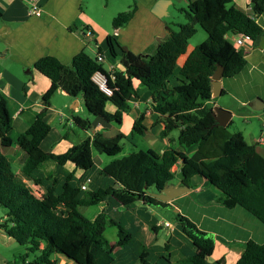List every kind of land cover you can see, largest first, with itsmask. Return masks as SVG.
<instances>
[{
    "label": "trees",
    "instance_id": "obj_1",
    "mask_svg": "<svg viewBox=\"0 0 264 264\" xmlns=\"http://www.w3.org/2000/svg\"><path fill=\"white\" fill-rule=\"evenodd\" d=\"M252 8L253 15H249L238 9L234 0H189L187 9L181 10L188 23L180 25L178 31L170 28L155 52L145 56L126 49L116 36H109V54L122 63L124 71L109 73L104 62L85 51L77 54L69 66L53 56H45L34 65L53 83L43 98L44 104L48 105L58 90L72 98L82 96L91 115L119 127L131 110L130 101L139 98L135 82H140L152 94L153 112L162 117L161 137L179 131L180 144L199 146L192 157L173 148L163 153L148 148L116 158L124 151L123 140L137 147L133 139L145 136L144 112L134 122L130 136L99 135L73 146L64 154L49 153L41 147L52 129L45 116H37L26 132L17 133L7 101L0 98L2 144L4 147L17 145L22 151L18 160L21 169L17 172L0 150V209L7 217L0 221V231L24 247L25 253L17 256V261L56 264L53 258L61 255L74 264H117L116 249L130 244L131 233L113 221L107 210L90 221L80 207L103 200L108 207L132 209L143 203L165 209L167 203L150 193L162 192L176 178L173 171L176 165H179L178 176L185 186H190L192 179L200 176L223 193L227 208L241 206L264 223V157L241 132L227 131L232 123L227 128L215 127L214 108L207 105L212 100V77L217 66H222L224 73L238 74L246 65L244 51L236 49L231 36L243 34L254 41L264 33L257 22L264 12V0H252ZM137 10L135 3L115 16L114 29L126 27ZM197 26L207 33V40L179 67L178 59L187 53ZM96 72L107 78L112 96H107L95 84L93 75ZM108 104L117 110L109 112ZM76 122L86 130L91 129L88 120L76 118ZM94 150L116 159L101 171L108 183L93 186L86 198L87 190L82 189L84 177L77 178L75 173H63L61 169L72 163L76 169L90 173L94 167ZM51 162L59 168L47 173L44 165ZM30 182L41 189V197ZM176 221L194 246V253L183 264H209L215 249L214 239L185 215L176 213ZM109 226L119 231L115 245L106 236ZM170 248V243H166L165 249ZM31 254L34 255L32 260L29 259ZM171 257V254L160 255L153 264H174ZM145 258L137 255V262L152 264ZM236 264H264V244L247 242Z\"/></svg>",
    "mask_w": 264,
    "mask_h": 264
},
{
    "label": "crops",
    "instance_id": "obj_2",
    "mask_svg": "<svg viewBox=\"0 0 264 264\" xmlns=\"http://www.w3.org/2000/svg\"><path fill=\"white\" fill-rule=\"evenodd\" d=\"M96 1L99 0H41L43 12L40 17H36L29 12V0H0V12L2 13L0 20V98L7 101L15 132H26L37 116L44 115L52 129L41 147L46 152L59 155L95 136L114 137L118 134L130 136L134 122L144 112L146 114L144 125L147 132L144 137L135 138L138 139L136 141L145 138L148 142L155 140L159 142L162 139L166 143H171L170 135L166 138L161 137L164 125L160 122L162 117L152 110L151 92L138 81L135 82V86L139 98H133L130 101V114H125L123 124L119 128L99 117L92 120L88 111L82 110L80 96L72 98L62 90L55 93L48 105L44 104L43 98L52 88L53 83L34 68L39 59L53 56L62 64L69 66L73 58L83 51L95 52L96 56L100 52L104 55L105 69L109 73L115 70L124 71L122 63L109 54L107 38L112 35L116 36L122 45L140 56L153 53V50L157 49L169 32L170 27L163 18L167 15L170 6L174 4V1H182L187 6L189 5V0H168L161 12L163 18H160L156 13L159 12L160 0H131L126 4L128 8L137 4L138 10L135 17L129 23L130 25L118 30L113 27L114 32L111 33V28H108L103 19H108L113 13L106 12L104 9L95 10ZM114 1L113 5L116 6V0ZM234 4L243 12L253 15L252 0H234ZM111 18L114 19V17ZM257 22L264 32V12ZM101 39L104 45L100 47ZM158 40L161 41L155 46ZM194 49L187 50L188 54L182 56L179 67L184 65ZM241 50L244 51L246 65L238 74H223L222 93L224 94L221 95L228 101L235 102L240 110L234 111L227 100H224V104L217 100L215 104L232 111L233 116L228 126L234 123L233 118L235 117L247 120V124L238 132H241L247 142L256 148L257 153L264 157V141L260 142L264 138L262 129L264 110L260 113L254 110L258 99L264 101V33L254 41L247 40ZM73 99L76 100L75 103ZM213 100L207 105L214 108ZM72 103L75 109L70 106ZM68 108L71 109L70 113L66 111ZM107 110L114 113L117 109L114 105L108 104ZM76 118L88 120L91 123V129L86 130L78 125ZM53 122H58L59 126L53 125ZM3 138L0 133V150L14 166L22 151L17 145L4 147ZM135 139H133L134 143ZM178 145L181 148L175 150L189 157L199 151L198 145L187 147L179 142ZM166 146H162L161 152H158L166 151ZM93 157L94 167L88 174L76 169L72 163L66 164L61 169L63 173H75L77 178L84 177V184L88 186L85 191L86 198L89 197L88 193L93 186H105L108 183V179L101 175V171L113 161H107L95 154ZM58 168L54 163L44 165V171L47 173L54 172ZM20 169V165L15 168L17 172ZM179 170V165L173 168L176 181L167 186L175 191L185 189V192L172 201L164 203H167V208L174 213L187 216L200 230L209 233L214 239L215 249L209 258V264H236L247 242L253 240L264 244V223L241 206L227 208L223 203V193L200 176L194 177L190 186H185L178 176ZM62 176L65 177V174ZM29 184L41 197V189L32 182ZM155 193L157 192L150 194L154 196ZM93 205L99 206L102 210L100 213L107 210L112 220L113 216H118L119 222L116 223L125 227L132 235V240L126 248L116 249V262L121 260L123 264H132V255L135 258L133 262L135 264L137 255L140 254L146 258L157 256V261L160 255L169 252L173 263L183 264L185 259L194 253L192 241L185 235L182 226L180 224L174 226L162 216L167 212V210L162 211L164 208L139 203L132 209H122L108 207V203L103 200L95 201ZM81 208L83 207H80V211ZM0 212H2L0 221L6 220V213L2 208ZM166 223H170L171 227H166ZM162 229H165L167 235L170 236L166 242L170 243L169 250L165 249L166 243L163 246L153 242L149 243L153 240V233L157 235L155 241H158L157 238ZM20 251L15 239L0 231V264H22L16 258V253L21 255ZM53 260L56 264H73L61 255L55 256Z\"/></svg>",
    "mask_w": 264,
    "mask_h": 264
},
{
    "label": "rangeland",
    "instance_id": "obj_3",
    "mask_svg": "<svg viewBox=\"0 0 264 264\" xmlns=\"http://www.w3.org/2000/svg\"><path fill=\"white\" fill-rule=\"evenodd\" d=\"M126 1V2H125ZM131 0H116V6L113 5V2H115L114 0H99V1H96V4H95V10L97 9H104L106 12H110V13H113L112 16L108 17L107 18H104V22L105 24L108 26V28L110 27L111 28V33L114 32L113 30V20L111 17H115L116 15H118V13H120L119 11L121 12H124L126 11V9H128V4L126 3H130ZM118 4V5H117ZM98 7V8H97ZM187 4L185 2H182V1H174V4L170 6L169 10L167 11V15L163 18L164 21H166L168 23V26L170 28H172L174 31H178L179 30V26L180 25H185L188 23L186 17H185V14L183 11H181L182 9H187ZM120 9V10H119ZM130 25V24H128ZM208 35L207 33L199 26H197V32L196 34L189 40V47L187 48V50L189 51L190 48H196L197 46H199L200 44H202L204 41H206ZM157 43H160V41L158 40V42L155 43V46L157 45ZM104 45V42L103 40L101 39L100 41V47ZM95 48H97L95 46ZM96 52H98L97 49H95ZM188 51H187V54H188ZM155 52V49L153 50V53ZM89 55H91L92 57H96V54L95 52H88ZM186 55V54H185ZM184 56V55H182ZM182 56L178 59V64L181 63L182 61ZM73 103L76 102L75 99H73ZM79 100L80 102H82V110L84 112H87V108L85 107V104H84V101H83V98L82 96L79 97ZM217 100H220V103L221 104H224V100L228 101V99H225L224 96H220L216 99H214L212 102V105L214 107H220V108H223L221 105L219 106L218 104H215ZM230 106L232 107V109H234V111L238 112L240 109L238 108L237 104L235 102H231V101H228ZM73 103L70 105L72 106ZM72 109H73V106H72ZM225 109V108H224ZM87 110V111H86ZM67 112H71V109H67L66 110ZM231 113L232 111L229 110ZM258 113H260L261 111H257ZM89 113V112H88ZM130 114V113H128ZM89 116L91 117L92 120H94L96 117H94L93 115H91L89 113ZM233 121L234 123L231 124V126L229 128H227V131L229 133H235V132H238L239 130L243 129L244 125L247 124V120L243 119V118H239V117H235L233 118ZM115 127H118L119 128V125H117L116 123H112ZM53 125L55 126H59L58 122H53ZM170 135V141L171 143L164 141L162 139L159 140V142L157 140L153 141V142H148L146 141L145 138L143 139H139V141H136L138 139H135V145L138 146V147H134L129 141L127 140H123L121 142V144L123 145L124 147V151L123 153H121L120 155H118L116 158H122L123 156L125 155H128L134 151H138L139 149H148V148H151V149H154L156 151H160L161 150V147L162 146H166L165 149H170V148H174V149H180L181 147L178 145V142H177V139H178V135H179V131H173L172 133L169 134ZM173 139H175L173 141ZM138 142V143H137ZM161 152V151H160ZM93 154L97 155V156H101L102 158H104L105 160L107 161H111L113 159H116L114 157H109L107 155H100L96 150L93 151ZM52 163V162H51ZM19 166V163L18 161L15 163L14 167L16 168V166ZM176 181V178L171 182H175ZM1 210V209H0ZM167 210V212H165ZM102 210L99 208L98 205H92L90 207H83L81 208V212L82 214L87 217L90 221H94V219L96 218V216L101 212ZM163 212H165L164 215H162L166 220H168L169 222H171L174 226H177V221H176V213H174L172 210L166 208V209H162ZM0 217H2V212H0ZM113 220L115 222H119V218L118 216H113ZM118 228L116 227H113V226H109L107 227V231H106V236L107 238L109 239V241L115 245L118 240H119V237H118ZM153 233V232H152ZM157 235L153 233V240L149 241V243H155V244H159L161 246H163L169 239L170 236L167 235V232L165 229H162L160 230V233H159V236L157 238L158 241H155ZM18 244V243H17ZM19 248H20V252L21 254H24L25 253V249L24 247H21L19 244H18ZM156 253V252H154ZM168 253L169 252H166L164 254V256H168ZM17 256H19L17 253H16ZM34 258V255L31 254L30 255V260H32ZM157 259V256H150V257H147L145 260H147L149 263L151 262L153 264V262H155ZM69 260V259H67ZM131 260H132V264L133 262L135 261V258L131 255ZM71 261V260H69ZM73 262V261H71ZM137 262V261H136ZM118 264H123V262L121 260H118L117 261ZM74 264V262H73ZM137 264H142L140 262H138ZM174 264H182V263H174Z\"/></svg>",
    "mask_w": 264,
    "mask_h": 264
},
{
    "label": "water",
    "instance_id": "obj_4",
    "mask_svg": "<svg viewBox=\"0 0 264 264\" xmlns=\"http://www.w3.org/2000/svg\"><path fill=\"white\" fill-rule=\"evenodd\" d=\"M168 0H160L158 5L159 12H156L157 15L160 18H163V15H161L162 10L164 9L166 3ZM161 41V40H159ZM126 49H128L126 47ZM224 74V68L220 65L217 66V70L215 71L213 77H212V99H216L222 95V77ZM257 106L254 110L256 111H262L264 110V101L262 99H258L257 102H255ZM74 109L76 107H73ZM213 116L216 120L215 127H222L226 128L229 124V122L232 119V113L228 110H225L220 107H214L213 109ZM188 190V188L186 189ZM185 192V189H181L180 191H175L171 187L166 186L161 193H155L154 197L163 201V202H170L174 198H176L178 195Z\"/></svg>",
    "mask_w": 264,
    "mask_h": 264
},
{
    "label": "built area",
    "instance_id": "obj_5",
    "mask_svg": "<svg viewBox=\"0 0 264 264\" xmlns=\"http://www.w3.org/2000/svg\"><path fill=\"white\" fill-rule=\"evenodd\" d=\"M29 12L33 16L40 17L43 12L41 0H29ZM231 40L233 41V44L236 47V49L240 50L245 44V42L251 39L243 34H239L236 36H232ZM96 57L98 58L99 62H104L105 58L102 53L98 52ZM93 81L103 93H105L107 96H112L113 91L109 88L108 80L101 72H96L93 75ZM61 116L63 115L61 114ZM262 129L264 131V113L262 115ZM263 141H264V138L260 140V142H263ZM82 189L87 190L88 189L87 184H84ZM165 226L170 228L171 224L166 223Z\"/></svg>",
    "mask_w": 264,
    "mask_h": 264
}]
</instances>
